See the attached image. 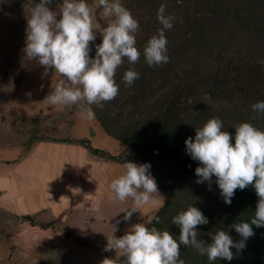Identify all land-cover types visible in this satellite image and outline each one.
Instances as JSON below:
<instances>
[{
	"label": "trees",
	"instance_id": "1",
	"mask_svg": "<svg viewBox=\"0 0 264 264\" xmlns=\"http://www.w3.org/2000/svg\"><path fill=\"white\" fill-rule=\"evenodd\" d=\"M9 1L15 7L29 4V0ZM121 4L138 21L135 46L141 56L135 65L124 58L118 67L114 77L118 95L104 102L103 108L90 107L104 130L132 148L134 155H113L94 148L89 140L78 142L108 160L151 165L149 172L166 201L147 227L168 230L178 239L180 229L172 218L192 205L208 219L206 225L197 226L198 239L210 244L208 234L220 229L238 242L242 238L232 225L250 224L259 199L254 187L237 189L231 205H226L215 176L211 187L208 181L196 183L195 169L202 165L186 153L185 140L194 139L196 128L211 118L223 122L232 143L237 123L247 122L264 131V113L251 108L264 101V0H121ZM161 4L166 5L167 15L175 17L173 27L165 30L169 62L149 67L143 50L162 28L157 19ZM95 33L90 58H95L96 45L102 42V33ZM130 67L140 78L129 87L123 75ZM251 227L254 236L242 251L231 249V261L211 262L183 245L180 259L185 264H264V227ZM118 264H123V258Z\"/></svg>",
	"mask_w": 264,
	"mask_h": 264
},
{
	"label": "clouds",
	"instance_id": "2",
	"mask_svg": "<svg viewBox=\"0 0 264 264\" xmlns=\"http://www.w3.org/2000/svg\"><path fill=\"white\" fill-rule=\"evenodd\" d=\"M103 9V16L109 20L102 28V42L96 45L95 58H90V42L95 41L93 16L86 0H62L57 5L58 11L48 6L53 0H39L32 6L27 17L26 47L24 53L30 60H36L44 68L43 76L53 69L56 78L52 91L44 102L56 106L62 111L66 106L81 105L77 116L91 120L94 112L91 107H104V102L112 101L119 92L114 79L116 71L127 58L129 65H135L141 56L137 49L135 33L139 29L138 21L131 12L121 4V0H97ZM60 19H57V17ZM158 22L162 28L152 36L143 50V56L149 67L169 62L165 30L173 27L175 17L166 14V5L161 4L157 10ZM140 78L134 68L124 72L126 86ZM252 111L264 113V101L251 106ZM234 143L232 135L223 130L219 118H211L199 128L195 137L185 140L186 153L200 165L195 169L199 177L196 183L209 182L216 177L215 183L226 205H231L237 189L254 187L258 196L256 211L249 223H235L232 227L241 236L234 242L226 231L218 229L209 233L212 243L198 239L197 226L206 225L208 219L196 207L190 205L187 210L179 212L172 218V224L180 229L175 238L168 230H158L145 224L133 225L123 236L114 235L107 238L103 249L114 250L116 258H104L100 264H185L180 259V247H192L211 262L217 260L231 261L234 254L245 248L248 238L254 236L251 225L264 227V131L250 123H237ZM150 164L137 165L133 162L123 164L124 172L108 185L113 200L132 202L133 210L126 213L128 220L136 208L142 207L159 198L158 187L151 176ZM78 191V190H74ZM61 199H67L61 197ZM79 206V205H78ZM160 221L157 219L156 223Z\"/></svg>",
	"mask_w": 264,
	"mask_h": 264
},
{
	"label": "crops",
	"instance_id": "3",
	"mask_svg": "<svg viewBox=\"0 0 264 264\" xmlns=\"http://www.w3.org/2000/svg\"><path fill=\"white\" fill-rule=\"evenodd\" d=\"M43 73L39 74L40 92L36 93L38 98L34 100L39 109L48 110L53 105L44 100L51 93L58 74L55 76L53 69H49L47 76ZM80 108L81 105H72L62 111L54 108L49 113L62 120V140H35L24 153L18 148L0 152V211L36 217L39 221L53 224H122L135 223V217L157 212L164 205L166 196L157 184L163 202L156 198L136 208L130 219H124L126 213L133 210L132 202L113 200L108 187L113 179L123 174L124 163L93 154L78 141L89 140L94 148L113 155L133 156L134 151L110 136L95 115L91 120L77 116ZM32 113L33 110L28 114ZM144 218L142 223L147 225L152 216Z\"/></svg>",
	"mask_w": 264,
	"mask_h": 264
},
{
	"label": "rangeland",
	"instance_id": "4",
	"mask_svg": "<svg viewBox=\"0 0 264 264\" xmlns=\"http://www.w3.org/2000/svg\"><path fill=\"white\" fill-rule=\"evenodd\" d=\"M35 1L15 7L9 0H0V152L18 148L24 153L35 140L64 137L61 118L49 114L56 107L39 109L34 100L44 68L27 58L24 49L27 17ZM86 3L92 11L94 30L102 33L109 20L97 0ZM58 4L48 7L58 11ZM155 213L135 217V223L53 224L0 211V264H100L104 258H116L114 250H103L107 238H120Z\"/></svg>",
	"mask_w": 264,
	"mask_h": 264
}]
</instances>
